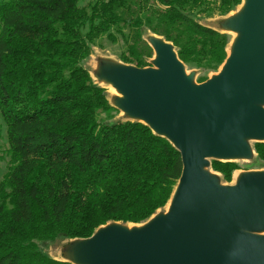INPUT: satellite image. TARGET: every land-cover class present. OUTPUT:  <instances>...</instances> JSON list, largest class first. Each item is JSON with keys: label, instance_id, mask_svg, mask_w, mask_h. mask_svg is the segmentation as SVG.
<instances>
[{"label": "trees", "instance_id": "1", "mask_svg": "<svg viewBox=\"0 0 264 264\" xmlns=\"http://www.w3.org/2000/svg\"><path fill=\"white\" fill-rule=\"evenodd\" d=\"M241 1L0 0V264H72L39 243L143 223L165 207L180 153L140 121L106 120L119 110L84 61L105 37L122 42L121 62L150 66L148 30L187 68L217 71L229 35L201 18L225 16ZM253 149L264 166V142ZM238 168L211 160L225 181Z\"/></svg>", "mask_w": 264, "mask_h": 264}, {"label": "water", "instance_id": "2", "mask_svg": "<svg viewBox=\"0 0 264 264\" xmlns=\"http://www.w3.org/2000/svg\"><path fill=\"white\" fill-rule=\"evenodd\" d=\"M220 70L194 81L171 42L152 34L151 66L103 62L111 104L178 150L182 169L166 211L141 224L109 222L73 238L72 264H264V169L222 184L211 160H250L264 142V0H243Z\"/></svg>", "mask_w": 264, "mask_h": 264}, {"label": "rangeland", "instance_id": "3", "mask_svg": "<svg viewBox=\"0 0 264 264\" xmlns=\"http://www.w3.org/2000/svg\"><path fill=\"white\" fill-rule=\"evenodd\" d=\"M242 3H243V0L241 1V4L235 8V10L231 11L230 13H228L225 16L214 15L213 17H210V18H201V22L203 24L218 28L220 31L227 33L229 35L228 50L230 47L231 40L234 37V33L224 30L221 27V25H222L225 18H227L231 14H235L241 8ZM150 36H152V34L148 30H145L143 38L147 42H148V38ZM123 47L124 46L120 40L117 42H111V41L107 40L105 37H101L100 39H98L96 42H94L92 44L91 53H90L89 57L84 61V65L89 70V73H90L93 81L106 89L107 97H108L109 102H111V104L113 103V99L117 94H114L113 92H111L109 85L107 83L98 79L96 72L99 68V65L103 62H121L119 59V55H120V52L122 51ZM153 58H154V52H153V56L151 58H149V60H148L150 66H151V61L153 60ZM146 67H148V66H146ZM220 68H221V66L217 69V71H203V70H200L197 68H193V69L187 68V73L194 71L193 79L195 82L199 83L198 81L200 80V78H204L205 80H207L212 75L216 74L220 70ZM102 116L105 117V119L109 120L110 122H112V121H124L127 119V117L120 111L118 113H116L115 115H113L112 118H108L104 115H102ZM3 141H5V140H3ZM5 143H6V141L2 142V144H4L3 147H5ZM253 143L254 142H251L252 145H253ZM234 162H236L238 164L239 168L232 172V176H231V179L229 181L223 180L222 176L219 172L212 170L211 169V163H210L209 169L218 175L219 180L222 184H234L237 181L239 174L244 172V171L263 170L264 169V166H261V164L258 161H256V155L255 154L253 155V157L250 160H235ZM6 165H7V158L5 157L3 160L0 161V179H1V177L5 171ZM167 207H168V203L165 205V207L158 210L157 212L166 211ZM136 224H141V223H136ZM69 242H70V239H56V240L48 241V242H40L39 247L41 248V250L46 252L51 257H55L56 259H60V258L65 257V249L67 248Z\"/></svg>", "mask_w": 264, "mask_h": 264}, {"label": "bare ground", "instance_id": "4", "mask_svg": "<svg viewBox=\"0 0 264 264\" xmlns=\"http://www.w3.org/2000/svg\"><path fill=\"white\" fill-rule=\"evenodd\" d=\"M234 36H235V34H234ZM96 77V76H95ZM109 85V84H108ZM109 88H110V90H111V92H113L114 94H117L118 95V93H117V91L115 90V88H113L111 85H109ZM111 103V102H110ZM235 175V174H234ZM66 248V247H65ZM55 258V257H54ZM61 259V258H60Z\"/></svg>", "mask_w": 264, "mask_h": 264}]
</instances>
